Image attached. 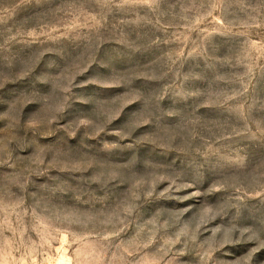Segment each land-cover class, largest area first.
<instances>
[{
	"label": "rangeland",
	"instance_id": "rangeland-1",
	"mask_svg": "<svg viewBox=\"0 0 264 264\" xmlns=\"http://www.w3.org/2000/svg\"><path fill=\"white\" fill-rule=\"evenodd\" d=\"M0 264H264V0H0Z\"/></svg>",
	"mask_w": 264,
	"mask_h": 264
}]
</instances>
